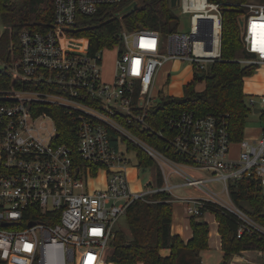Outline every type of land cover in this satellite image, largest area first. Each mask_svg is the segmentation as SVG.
<instances>
[{"label": "built area", "instance_id": "obj_1", "mask_svg": "<svg viewBox=\"0 0 264 264\" xmlns=\"http://www.w3.org/2000/svg\"><path fill=\"white\" fill-rule=\"evenodd\" d=\"M120 1L53 0V26L44 31L24 29L18 57L2 63L13 80L28 87L0 89V264H102L116 220L131 202L147 200L160 190L173 196V188L184 186L207 195L176 197L188 215L203 216L202 208L211 201L240 219L238 237L245 227L264 233L229 193L230 183L244 176L258 179L264 189V123L258 136L243 135L232 142L225 120L211 113L183 111L171 116L168 144L183 162L129 128L138 123L149 129L145 118L159 98L154 79L164 63L188 61L194 73L220 58L222 4L241 9L238 24L245 54L238 61L264 66V1L179 0L181 11L190 14L189 31L171 32L164 39L156 29L123 28L120 43L113 46L115 66L108 81L102 76L103 49L90 53L88 40L77 43L66 29L78 14L91 15L102 4ZM199 18L212 21L210 41L208 24L199 23ZM49 104L62 107L76 125L75 147L57 140L56 121L42 109ZM247 104L260 109L254 113L264 122V94L247 97ZM128 141L154 160H164L185 181L166 180L163 187L133 190L127 174L128 153L133 150ZM179 165L197 166L210 176L195 177ZM100 169L105 172L103 187L88 191L89 179ZM214 181L222 184L221 190L209 186ZM261 255L264 263V251Z\"/></svg>", "mask_w": 264, "mask_h": 264}, {"label": "trees", "instance_id": "obj_2", "mask_svg": "<svg viewBox=\"0 0 264 264\" xmlns=\"http://www.w3.org/2000/svg\"><path fill=\"white\" fill-rule=\"evenodd\" d=\"M53 0H0V19L4 30L0 36V63L9 64L19 55V34L24 29L44 31L53 26ZM132 0L102 4L91 15L78 14L75 22L66 31L76 38L88 40L90 53L112 48L120 43V31L125 28L167 30L175 17L170 11L168 0H136L137 5L120 14V10ZM217 3L245 0H209ZM264 1V0H262ZM220 58L205 70L193 73V79L184 85L182 96H160L148 111L145 122L128 125L138 138L163 152L175 161L183 162L182 155L174 153L169 146L171 137L167 119L183 111L197 116L211 113L225 120L229 138L238 142L244 135V127L250 112L247 96L243 91L244 79L252 76L257 69L254 64L244 65L237 54L243 56V43L238 24L241 9L234 5L222 4ZM204 81L202 90L194 84ZM22 85L5 66L0 67V89ZM42 109L52 114L57 125V140L68 142L75 147L76 125L66 115L62 107L49 104ZM126 140V139H125ZM136 152L137 165L145 168L154 164V158L141 147L128 141ZM95 174V172H93ZM158 187L164 186L162 173L155 177ZM232 202L243 208L250 218L264 227V189L258 179L244 176L229 185ZM173 198L166 190H160L147 200H134L125 213L130 237L124 233H114L108 245L113 247L106 264H201V251L208 249L209 224L202 216H189L191 237L184 240L171 232ZM213 213L217 221L222 262L228 264L234 254L245 250L264 251V233L255 228H244L238 237L240 219L217 203L207 201L202 208ZM168 249V254L161 250Z\"/></svg>", "mask_w": 264, "mask_h": 264}, {"label": "rangeland", "instance_id": "obj_3", "mask_svg": "<svg viewBox=\"0 0 264 264\" xmlns=\"http://www.w3.org/2000/svg\"><path fill=\"white\" fill-rule=\"evenodd\" d=\"M168 6L170 11L174 15V24L171 29L160 30L161 37L164 39L168 37L171 32H188L190 27V14L183 13L181 11L180 5L170 6V0H168ZM4 30V25L0 19V36ZM80 39V40H79ZM83 38H75L77 43H84ZM72 42V41H70ZM115 56H116V48H104L102 50V76L104 80H110L111 74L114 70L115 64ZM237 57L241 59L240 53L237 54ZM2 64L0 63V67ZM192 65L188 61H182L178 59L169 60L163 64L162 67L159 68L158 73L156 75V79L154 81V90L161 91L164 95H173V96H182L184 91V85L191 81L192 78ZM196 90H202L204 87V81H198L194 84ZM243 91L247 97L255 96L259 94H264V66L258 65L256 72L244 79ZM250 112L248 114L246 124L244 127V135L255 137L261 133L262 124L264 123L262 120V116L259 113H254L251 107ZM48 131L52 130V124L46 120L45 124ZM234 151H236V146L233 147ZM130 156V162L127 166V174L130 182V187L133 190H144L149 186H154L156 184L155 177L157 171L160 170L162 176L164 178V186L166 184V180L171 183H183L185 179L181 176L180 172L174 171L168 166V164L164 160H154V164L149 167H139L137 165V159L135 156V151L130 150L128 153ZM183 171H188L195 177H207L210 176L209 172L201 169L197 166L195 167H187L185 165L178 166ZM105 172L100 169L98 174L95 177H91L87 183L88 191L96 190L97 188L103 187ZM209 186L214 190H221L222 184L220 182L214 181L209 183ZM172 207H173V227L172 230L181 229L182 234H186L189 230V216L185 211V205L181 201L177 200L176 197L186 198V197H207L205 193L196 189L193 186H184L177 187L172 189ZM227 202L226 197L224 198ZM201 219L205 220L209 224L210 234L208 237V249H205L201 252L202 264H220L222 262V254L220 252V248L218 246L219 236L217 231V221L213 213L206 211ZM124 233L127 237H130V231L127 225L126 215L120 216L114 225V233ZM178 234V233H176ZM180 235V234H179ZM113 247L108 245L107 248L103 252L101 263L104 264L107 257L112 253ZM255 251H247L245 257L250 261L257 262L260 258V252ZM243 254V253H242ZM263 259V258H262ZM240 261L232 260L231 264H239ZM245 262L241 261V264ZM248 264V263H245Z\"/></svg>", "mask_w": 264, "mask_h": 264}, {"label": "crops", "instance_id": "obj_4", "mask_svg": "<svg viewBox=\"0 0 264 264\" xmlns=\"http://www.w3.org/2000/svg\"><path fill=\"white\" fill-rule=\"evenodd\" d=\"M158 73V72H157ZM192 73H193V69H192ZM157 75V74H156ZM250 77V76H249ZM247 78V77H246ZM155 79H156V76H155ZM155 79H154V81H155ZM193 79V74H192V78H191V80ZM190 82V81H189ZM189 82H187V83H189ZM186 83V84H187ZM154 92L156 93V95H158L159 97L160 96H163L164 94L161 92V91H156V90H154ZM172 227H173V217H172V225H171V232L172 233H178V234H180V236L184 239V240H187V239H189L190 237H191V232H189V230L186 232V234H182L180 231H181V229L179 228V229H174V230H172ZM190 227V226H189ZM190 231H191V229H190ZM218 233V232H217ZM209 234H210V232H209ZM218 236H219V234H218ZM218 246H219V250H220V252H221V254L223 255V252H222V250H221V247H220V236H219V242H218ZM203 251V250H202ZM201 251V252H202ZM247 251H252V250H245V251H242V252H240V253H238V254H234L232 257H231V260L229 261V263L228 264H231L232 263V260L234 261V260H238V261H240V263L239 264H241V261L242 262H245V263H248V264H264L263 263V259H262V255H261V251H259L260 252V258H259V261H257V262H253V261H250L249 259H247L246 257H245V254L244 253H246ZM253 251H255V250H253ZM257 251V250H256ZM258 252V253H259ZM161 253L162 254H168L169 253V251H168V249H163V250H161ZM243 253V254H242ZM202 258V257H201ZM244 263V264H245ZM202 264V263H201Z\"/></svg>", "mask_w": 264, "mask_h": 264}, {"label": "water", "instance_id": "obj_5", "mask_svg": "<svg viewBox=\"0 0 264 264\" xmlns=\"http://www.w3.org/2000/svg\"><path fill=\"white\" fill-rule=\"evenodd\" d=\"M179 3V0H170V6H176L178 5ZM137 5V2L136 1H132L130 2L129 4H127L125 7H123L121 10H120V14H124V13H127L128 11L132 10L135 6ZM199 23L202 21V22H206L208 24V35H207V39L210 41V30H211V26H212V21L211 19L209 18H199L198 19ZM242 22L240 21V24ZM173 24H174V21L171 22L170 24V27L172 29L173 27ZM206 47L209 48V43L206 45ZM260 109H257L255 108L253 111L254 112H258Z\"/></svg>", "mask_w": 264, "mask_h": 264}, {"label": "bare ground", "instance_id": "obj_6", "mask_svg": "<svg viewBox=\"0 0 264 264\" xmlns=\"http://www.w3.org/2000/svg\"><path fill=\"white\" fill-rule=\"evenodd\" d=\"M200 6H202L203 4H199ZM199 16L197 17H201L200 14H198ZM214 31H216V29H214ZM260 34V31L256 32L254 35H256V37H258ZM85 254L87 253V249L84 250ZM83 261V260H82Z\"/></svg>", "mask_w": 264, "mask_h": 264}]
</instances>
